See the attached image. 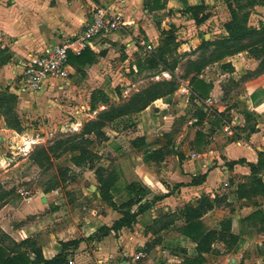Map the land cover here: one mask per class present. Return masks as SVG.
<instances>
[{
  "label": "crops",
  "instance_id": "0c3cea01",
  "mask_svg": "<svg viewBox=\"0 0 264 264\" xmlns=\"http://www.w3.org/2000/svg\"><path fill=\"white\" fill-rule=\"evenodd\" d=\"M262 3L263 1L260 4ZM99 6L121 13L128 25V30L115 32L107 38L95 40L89 51L95 54L96 62L86 65L82 69V73L76 72L73 68L70 72L71 76L85 75L88 82L92 83V91L101 89L108 96L115 94L114 87L117 84L121 85L123 83L126 86H134L132 82L127 80L129 74L132 73L130 76L135 77L139 71H143L139 65L144 62L141 56L154 47V42L158 43L160 37L164 36L162 32L171 29L174 35H184V42L179 44L177 37H175V42L180 46V51L185 53L191 50L194 51L200 45L196 33L216 20V13H222L225 17L223 24L220 26V37L226 35L224 24L229 20V12L223 0H0V33L6 37L8 52L12 56L11 62L7 60L4 64H0V92L7 90L10 94L16 96L15 113L22 126L29 118V113L31 114L37 107L38 109L40 106L42 107L44 103L47 105V98L52 90L53 83L39 92L16 90V73L19 71L13 72L11 69L12 61H17L33 52H42L46 48L63 44L68 39L74 38L81 32L84 25L90 21L94 8ZM197 6L204 7L199 17L208 15V18L200 24H196L191 13L186 11L188 7ZM188 31L189 33H187ZM148 46L151 49L146 51ZM224 63L231 64L233 71L223 72L221 70L219 74L220 82L226 78L236 80L244 76L248 70L246 66L254 65L255 62L244 52L225 58L214 65L220 67ZM212 67L213 65L207 67V69L209 70ZM162 74L163 77L168 78L166 80L171 79L170 73L163 72ZM147 79H152V77ZM199 79L203 80L202 75L199 76ZM204 81L214 84V90H216L219 82L217 81L216 84L212 78L211 80L204 79ZM180 82L182 83V81ZM180 86H185L190 90L188 80ZM176 96L183 97L185 104L190 101V97L180 94L178 89L171 96L170 101H173ZM248 97L249 104L247 103L248 106L246 105L245 111L251 113L249 115L254 119L252 120V128L255 132L249 133L250 130L242 129L240 115L234 113V119L230 122V125L228 123L218 124L220 130L214 128L215 133L210 138V141H213L210 142V148L208 149L209 142L207 143L206 140L203 145L206 149L203 147L200 150L202 154L198 153L197 155L191 153V148L195 142V134L199 131L204 135V138H207V131L211 128L207 124L208 120L201 127L196 124V117L189 118L186 127L192 128L195 125L198 130L188 138V155L185 154V147L181 148V152H177V144L172 143L181 141L178 138L179 134L173 137L170 144L169 138L161 144L160 142L163 139L157 137L158 130L153 126L157 125L159 127L169 121V116L161 110L168 111L171 109L172 104L166 99H158L144 111L124 117L113 123L121 125L122 121L132 119L129 124H135L130 130H125L123 133H118V135L111 130V134L119 137V140L128 134L127 144L129 148L139 154L135 156L136 161H132L130 156L127 157L134 176L133 181L145 185L155 196H162L171 192L168 197L157 202L151 209L140 215L130 229L123 228L117 233L111 232L99 242L86 241V238L100 227L112 225L108 224L106 219L116 214L118 216L113 219L114 222L121 215L106 206L108 209L105 210V216H100L101 220L96 219V226L90 225L89 232H85L86 226L79 228L78 225H73L72 222H69V229H65L66 224H62L55 219L57 213H59L58 209L53 207L49 210L50 201L42 195L35 194L24 196V201L21 202L19 209L11 200L4 201V204L0 207V233L15 243H20L27 238L33 240L37 238L35 242L46 260L53 258L61 251V242L83 239L84 241L76 248L67 251L68 264H140V260L145 257L147 260L141 264H161L163 262L166 264H181L185 256L194 257L196 255L195 244L181 235L179 230L171 231V229H174L176 225L179 228L183 226L184 220L179 216V212L184 206L196 207V201L202 195H207L210 198L215 197L213 190L216 189L215 182L220 179V172L218 174L217 169H210V162H203L200 159L201 156H206V152L207 154L214 153L219 160H221L220 157L227 159L225 162L245 159L246 162L255 164L258 161V153L264 152V110H258L259 108L257 109L255 102L252 103L251 96ZM192 103L194 104L193 101ZM156 106L159 108L156 109ZM195 107L200 110L197 106ZM237 111H241V109L238 108ZM202 112L206 113L207 111ZM230 128L240 129L238 130L241 133L240 136L237 137L230 132ZM13 134L17 135L15 131L6 127L4 117L0 115V163H2V146L10 142L8 138L13 137ZM106 135L108 136L107 145H109L112 140H110V134ZM135 138L143 139L144 144L142 147L134 148L131 146V141ZM207 139L209 140V138ZM157 141H160L158 145L155 144ZM236 144L239 147H236ZM241 144H244V146ZM155 150L163 152L162 161L153 162L151 160L150 156ZM179 154L182 157L181 161ZM218 165H221V161ZM222 169H226V167L224 166ZM240 170L243 173L249 171L245 165H236L228 171L237 172ZM198 175L206 176L205 182L200 186L181 187L173 190L176 184H187L190 182L191 177ZM129 183L121 178L111 188L110 193L117 205H121L131 198L127 190ZM119 184L122 186L119 187ZM238 184L232 185L235 200L239 203L248 201L237 198ZM44 193L47 192L44 191ZM221 197L225 198V202L231 203V197ZM54 206H57L56 202H54ZM10 209H12L13 214L11 217H5L4 213L10 211ZM216 210L217 208L202 217V223H206L204 226L208 229L218 230L221 222L230 221L231 233L238 237L237 244L233 246L236 248L232 250L230 258L226 255L225 260L231 264H239L240 262L242 264H264V230L259 231V226L252 225L254 217L249 220L246 219L257 211L249 206L241 211V213L244 211L242 216L236 215L237 220L235 221H232L231 217H225V220H220L212 225L208 224L207 219ZM175 211L178 212L177 216H171ZM17 213L19 214L16 217ZM36 214L38 216L36 220L22 223L27 217ZM164 216L166 218L163 220H170L172 223L165 230L154 234L150 227L154 220H159ZM156 237H160L161 242L149 251L146 250L145 245ZM258 237L262 239V243H258V241L253 243ZM1 242L0 244H3ZM21 250L28 252V249L25 248ZM134 250H138L135 256L141 253L143 258L129 261L128 257L131 256ZM214 254L217 255V252L204 254V264H225V260H221L220 256L215 257ZM30 257L32 258L31 255Z\"/></svg>",
  "mask_w": 264,
  "mask_h": 264
},
{
  "label": "rangeland",
  "instance_id": "374dc122",
  "mask_svg": "<svg viewBox=\"0 0 264 264\" xmlns=\"http://www.w3.org/2000/svg\"><path fill=\"white\" fill-rule=\"evenodd\" d=\"M260 1H263V3L260 4ZM260 1L258 0L260 4L259 6L250 9L248 23L253 27H260L264 24V0ZM247 9V7L246 9H243L242 13H245ZM216 14V20L205 28L197 31L196 36L198 37L200 44H202L203 41H212L220 37V26L223 24L225 17L222 13L218 12ZM240 15L242 14L240 13ZM187 33H189V31ZM174 36L177 37L179 44L184 42V35L176 34ZM164 38L165 36L160 37L158 43H153L155 45H153L154 47H152L150 51L142 54L141 58L144 62L141 63L143 65L140 68L143 71H139L135 77L130 76L132 73L129 74L127 80L132 82L134 86H126L121 83V85L117 84L114 87L115 94L109 96L112 102L115 104L122 103L132 94L149 86L150 83L168 79L163 77V72L172 71L176 82L179 86L180 84L182 85L183 82H186L190 78L187 77L186 79H182L185 74L187 62L195 61L202 57H208L213 51V48L210 47L202 52L191 50L190 52L184 53L180 51V46L175 42V46L171 45L165 48L166 52L163 55H160L159 46ZM153 56H156V63H147ZM254 62V65L246 66L248 69L246 73L250 72L246 79H243L242 77L237 78L236 80L226 78L224 81L220 82L219 74L221 68L218 65H213L209 70L206 68L204 72L201 73L203 80H211L212 78L216 84L217 81L219 82L216 90H214V84H211L212 89L209 91L208 96L211 95L213 101L205 113V118L199 124L202 127L203 123L208 120L207 124L211 126V128L207 131L206 137L209 138V140L204 138L198 147L193 145L191 153L196 155L198 153L202 154L200 150L204 147L203 145L206 140L207 143L209 142V147L207 146L209 149L210 142H213L212 140L210 141V138L215 133L214 128L216 127L217 130H220L218 124L223 125L228 123L230 125V122L234 119V113L240 115V122L243 126L242 129L246 131L252 129V120L254 119L249 115L251 113L245 111L249 99L248 96H251L252 92L254 93V96L251 97L253 99L252 103L254 104L255 102L257 109L259 108L258 110H264V71L261 74L256 73L259 67L258 63L256 61ZM164 69L167 71H163ZM80 75L70 76L66 82H54L51 87L52 90L47 98V105L44 103L39 109L37 107L38 110L36 109L33 110L31 114L29 113V118L23 123L20 134H13V137L8 138V141L10 142L2 146V163H0V196L4 192L11 191L10 196L7 197L6 200H11L19 209L21 202L24 201V196H33L35 194L42 195L51 203L49 210L53 207L58 209L59 213H57L55 219L62 224H66L65 229H69V222H72L73 225H78L79 228L86 226L85 232H89V226H96L95 220H101L100 216H105V210L108 209L94 192H90L89 186L94 185L96 191H98V187L100 186L98 177H102V179L105 180L110 174H112V172L117 175L118 180L122 178L126 183L133 181L134 176L130 168V161L127 157L130 156L132 161H136L135 156L139 154H137L138 152H134L132 148H129L127 144V137H129L128 134L120 140L119 137L111 134V130L115 131L118 135V133H123L125 130H130L135 126L134 123L131 125L129 124L132 122V119H127V121H122L121 125L116 123L112 126L109 125L104 129L106 134H110V140H112L109 145H107V142H105V144L94 142L90 146V149L99 156L98 159L93 162V167L91 168L90 165L87 164L79 167L75 166L70 159L72 155L68 154L63 155L59 159H53L49 155V164L48 162H45L42 167L36 165L32 161V154L38 148H48L58 140L68 139L77 135L80 132L82 125L94 119L99 110L102 109L100 107L94 112L90 111L89 97L92 92V83L88 82L85 75ZM148 77H152V79H147ZM140 81L143 82L139 83ZM180 81H182V83ZM116 91L120 93L121 97H117ZM170 102L172 104L170 107L171 109L168 111L161 109L165 115L169 116L168 123H163V125L159 127L153 125L158 130L157 137L163 139L161 142L157 141L155 144L158 145L159 142L163 144V141L168 140V138L170 144L173 137L179 134L178 138L181 141H176V143L172 144H177V152H181V148L185 147V154L187 156L189 153L187 151L189 143L188 138L198 129L195 128V125L193 127L191 126L192 128L186 127V124L189 118H191L193 114H196L194 113L196 112V107L191 101L185 104L184 98H179V96H176L175 99ZM158 106L155 108L158 109L160 107ZM238 108H240L241 111H237ZM244 121L245 123H243ZM238 130L240 129H229L230 132L239 137V134L241 133ZM241 145L244 146V144ZM236 147H239V145L236 144ZM204 149H206V147H204ZM184 159L187 160L186 158ZM200 159L203 160V162H210V169H217L218 174L220 172V179H217L215 182L216 189L215 191L213 190V195L217 197H231V203L222 202L216 212L211 215L206 222L212 225L220 220H225V217H231L232 221H235L237 220L236 215L242 216L244 211L243 213H241V211L250 206L257 211V214L254 217L255 219L252 221V225L256 224L259 226V231L264 230L263 198L261 196H256L251 200L239 203L235 200L236 198L232 189L234 188L232 186L233 184H247L250 182L249 171H246V173H243L242 170L229 172L226 169H222L225 160L227 159L220 157L221 160H219L214 153L207 154L206 152V156H201ZM220 161L221 165H218ZM258 177L263 181L264 171H262ZM225 183L227 187H224ZM121 186L122 185L119 184V187ZM47 189H51V191L44 193V190ZM25 191L28 192L27 195H23ZM4 201H0V207L4 204ZM54 202L57 203V206H54ZM11 210L12 209L5 212L4 216L11 217L13 214ZM177 213L178 212L175 211L171 216H177ZM18 214L19 213H17L16 217ZM112 216L113 217L106 219V222L110 225L112 224L113 219L118 215L113 214ZM36 217H38L37 214L27 217L22 223L36 220ZM178 230L179 227H177V225L174 229H171V231ZM36 239L37 238H35V240ZM0 241L6 246L12 244V242L1 233ZM257 241L259 243L262 239L258 237L253 243H256ZM235 248L236 247L226 249L222 244L216 243L214 245V251L217 252V255H214L215 257L220 256L221 260H225L226 255L230 258V254ZM137 251L138 250H134V252L131 253V256L128 257L129 261L135 259ZM146 260V257L141 259L140 264L144 263ZM161 264L166 263L163 262ZM225 264L231 263L226 261Z\"/></svg>",
  "mask_w": 264,
  "mask_h": 264
},
{
  "label": "trees",
  "instance_id": "16d2710c",
  "mask_svg": "<svg viewBox=\"0 0 264 264\" xmlns=\"http://www.w3.org/2000/svg\"><path fill=\"white\" fill-rule=\"evenodd\" d=\"M223 1L229 12V20L224 24L226 35L212 41H203L195 51L202 52L203 50L212 47V53L208 57H202L195 61H188L185 74L182 77V79L190 77L188 81L191 91V102L195 96L201 99L208 97L212 85L199 79V76L207 67L220 63L225 58L245 52L252 60L258 63L259 69L256 73L261 74L264 71V24L260 27H253L248 23L250 9L259 4V2L257 0ZM246 7L248 8L247 11L242 13L243 9H246ZM203 10V6L186 8V11L191 13L196 24H200L208 18V15H201L199 17V14ZM240 13L242 15H240ZM162 34L165 38L159 46L160 55H163L166 52L165 48L171 45H176L175 36L171 29L162 32ZM68 62L76 72L82 73V69L86 65H91L96 62V56L90 52L89 49H86L78 55L69 54ZM151 62L156 63V56L150 58L147 63ZM139 65L141 67L143 64ZM220 68L223 72L233 71V67L229 63L221 64ZM163 71L167 70L164 69ZM168 72L171 74L170 80L152 82L146 88L132 94L122 103L115 104L103 90L94 89L89 97L90 111L94 112L98 108H102L96 114L95 118L84 123L77 135L68 139L58 140L48 148H38L32 154V161L36 165L42 167L45 162H48L49 164V155L53 159H59L63 155L68 154L72 155L70 159L75 166L79 167L87 164L90 165V168L93 167V162L98 159L99 156L90 149V146L94 142L101 144L108 141V136L104 131L106 127L124 117H129L144 111L158 99H166V101H170L171 96L177 90L179 84L176 82L173 72ZM249 74L250 72L246 73L242 78H248ZM116 95L118 98L121 97L120 93L117 91ZM253 96L254 93L252 92L251 97ZM15 105V95L10 94L7 90L0 92V115L4 117L5 125L8 129L20 134L22 125L15 113ZM194 113H196L193 114L197 119L196 124H200L205 118V113L198 109H196V112ZM254 132L255 130L253 128L249 131V133ZM203 139L204 135L197 131L195 134L194 145L198 147ZM143 144L144 142L142 138H135L131 141V146L134 148H140ZM179 155L181 161V154ZM150 157L153 162H160L163 160V152L161 150H155ZM236 165L247 166L251 179L247 184L240 183L237 185V198L250 200L256 196H261L264 200V182L258 177V175L264 171V152L258 153V161L255 164L248 163L245 159L228 161L224 164L227 170H232ZM205 179V175L193 176L189 183L176 184L173 187V190H177L181 187L200 186L205 182ZM117 180V175L113 172L105 180H103L102 177H98V182L100 184L98 192L100 201L110 209L118 212L121 217L114 221L111 226L100 227L91 236L86 238V241L99 242L111 232L117 233L123 228L130 229L136 223V220L140 215L151 209L157 202L168 197L171 193L169 192L166 195L155 196L142 183L132 181L127 186L131 198L125 203L117 205L113 201L110 193L111 188ZM44 191L49 192L51 189ZM10 194L11 191L4 192L0 196V201L6 200ZM222 202H225L224 197L218 198L215 196L214 198H210L207 195H202L197 199L196 207L186 205L179 212V216L184 220L183 226L179 228V233L195 244L196 253L194 257L185 256L181 264H204L205 259L203 255L214 253L213 246L216 243L222 244L226 249L232 248L237 244L238 237L231 233L230 221L221 222L218 230L206 228L201 221L204 215L209 211L218 208ZM256 214L257 212H254L246 219L249 220L250 218L255 217ZM165 218L166 217L164 216L159 220H154L150 227V230L154 234L165 230L172 223L170 220H163ZM83 241L84 240L80 238L68 242H61V251L49 260L44 259L41 249L37 246L35 240L30 238H27L20 243L12 242L10 246L0 244V264H68L67 251L71 248H76ZM160 242L161 238L156 237L150 243H147L145 248L149 251ZM22 248L28 249V252L22 251ZM239 264H242V262Z\"/></svg>",
  "mask_w": 264,
  "mask_h": 264
},
{
  "label": "built area",
  "instance_id": "2783aa9c",
  "mask_svg": "<svg viewBox=\"0 0 264 264\" xmlns=\"http://www.w3.org/2000/svg\"><path fill=\"white\" fill-rule=\"evenodd\" d=\"M128 30L121 13L107 7H95L90 21H88L81 32L74 38L44 49L42 52H33L17 61H12L11 69L16 73L17 82L15 88L18 91L39 92L54 82H66L71 76V66L68 55H78L82 51L92 47L95 40L107 38L110 34ZM151 48L146 47V51ZM8 52L6 37L0 33V56ZM12 56L8 61L11 62ZM178 92L191 97V91L185 86H180ZM213 101L212 96L205 99L194 97L193 102L197 108L206 112ZM224 186H227L224 184ZM23 194V193H22ZM24 192L23 195H27ZM143 258L139 253L136 260Z\"/></svg>",
  "mask_w": 264,
  "mask_h": 264
},
{
  "label": "water",
  "instance_id": "95a60500",
  "mask_svg": "<svg viewBox=\"0 0 264 264\" xmlns=\"http://www.w3.org/2000/svg\"><path fill=\"white\" fill-rule=\"evenodd\" d=\"M10 55L11 54L9 52H7L4 55H2L0 57V64H4L10 58ZM89 188H90L89 189L90 192H94L96 194V196L99 198V192L96 191V187L94 185H90Z\"/></svg>",
  "mask_w": 264,
  "mask_h": 264
}]
</instances>
